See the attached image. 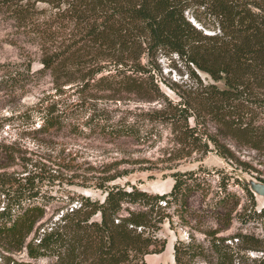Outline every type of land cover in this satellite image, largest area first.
Returning <instances> with one entry per match:
<instances>
[{"label": "trees", "instance_id": "16d2710c", "mask_svg": "<svg viewBox=\"0 0 264 264\" xmlns=\"http://www.w3.org/2000/svg\"><path fill=\"white\" fill-rule=\"evenodd\" d=\"M0 9L19 29L35 35L40 63L55 88L76 83L84 93L96 83L114 96L158 100L164 106L147 112V119L169 123L176 141L189 151L200 147L201 112L211 114L225 131L251 135L254 147L264 142V133L253 135L247 123L242 127L252 99L264 112V0H0ZM159 54L183 58L196 78L195 88H169L176 101L160 84ZM81 103L88 107L87 101ZM58 110L55 105L47 109L39 130L63 127ZM96 115L106 118L101 110ZM101 127L106 135L136 133L132 125L105 121ZM204 146L210 150L207 142ZM15 153L0 144V264H17L11 255L24 250L34 260L54 258L53 264H149L146 255L167 245L160 235L168 217L164 208L186 204L196 185L195 172L176 171L169 192L152 193L133 183L109 184L124 175L116 174L95 184L103 200L71 196L66 212L44 220L47 188L61 176L38 168L9 172ZM219 154L225 156L226 150ZM244 189L253 197L247 185ZM247 238L244 247L249 248ZM191 245L176 240L177 264H192ZM211 246L221 262L234 264L233 250ZM243 258V264H251Z\"/></svg>", "mask_w": 264, "mask_h": 264}, {"label": "rangeland", "instance_id": "374dc122", "mask_svg": "<svg viewBox=\"0 0 264 264\" xmlns=\"http://www.w3.org/2000/svg\"><path fill=\"white\" fill-rule=\"evenodd\" d=\"M8 16L0 9V144L16 149L17 160L9 172L21 174L38 168L52 173L57 170L61 176L60 182L46 187L50 202L44 220L66 212L71 196L103 200L104 194L95 184L116 174L124 175L109 184L128 182L152 193H165L174 183L173 172H195V189L187 203L164 208L168 217L160 235L167 238L165 250L147 254L146 262L177 264L174 243L181 239L195 250L192 264H224L211 246L214 243L222 250L234 251V264H243V257L259 264V257L264 256V197L255 193L252 197L244 186L249 187L251 178L264 182V142L254 147L251 135L225 131L211 114L201 112L197 122L200 147L189 151L176 141L169 123L147 119V112L164 106L158 100L114 96L96 83L84 93L76 83L55 88L40 63L42 52L35 35L19 29ZM157 60L158 78L169 99L177 100L169 88H195L196 78L183 58L159 54ZM199 76L210 80L205 73ZM82 100L89 103L87 108L81 106ZM252 100L242 127L247 123L253 135H262L264 112L258 100ZM53 105L63 116V127L39 130ZM99 110L105 120L97 117ZM105 121L132 125L136 133L106 135L101 127ZM224 150L225 156L220 155ZM229 209L232 213L227 223ZM242 236L253 246L244 247ZM11 257L17 264L54 262L49 257L31 259L25 250Z\"/></svg>", "mask_w": 264, "mask_h": 264}, {"label": "water", "instance_id": "95a60500", "mask_svg": "<svg viewBox=\"0 0 264 264\" xmlns=\"http://www.w3.org/2000/svg\"><path fill=\"white\" fill-rule=\"evenodd\" d=\"M248 185L250 187V190L253 193L264 197V182L263 181L251 178L248 180Z\"/></svg>", "mask_w": 264, "mask_h": 264}, {"label": "built area", "instance_id": "2783aa9c", "mask_svg": "<svg viewBox=\"0 0 264 264\" xmlns=\"http://www.w3.org/2000/svg\"><path fill=\"white\" fill-rule=\"evenodd\" d=\"M229 241H231V240H229Z\"/></svg>", "mask_w": 264, "mask_h": 264}]
</instances>
